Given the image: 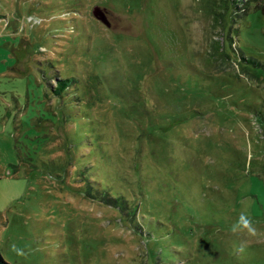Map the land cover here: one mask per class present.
<instances>
[{
  "label": "rangeland",
  "instance_id": "1",
  "mask_svg": "<svg viewBox=\"0 0 264 264\" xmlns=\"http://www.w3.org/2000/svg\"><path fill=\"white\" fill-rule=\"evenodd\" d=\"M0 252L264 264V0H0Z\"/></svg>",
  "mask_w": 264,
  "mask_h": 264
},
{
  "label": "trees",
  "instance_id": "2",
  "mask_svg": "<svg viewBox=\"0 0 264 264\" xmlns=\"http://www.w3.org/2000/svg\"><path fill=\"white\" fill-rule=\"evenodd\" d=\"M237 6V5H236ZM234 6V8H236ZM242 59L251 62L252 59H246L245 57L242 56ZM62 83L68 82V80H59ZM56 93L57 90H55ZM96 186L94 187L95 193H94V198L96 200H99L103 202L106 205L113 206L118 208L121 213L126 217V218H132L134 219V215H136L137 207L131 206L128 202V200H125L124 197H120L118 193H115L114 191L110 189H105L100 181H95ZM0 264H9L4 257L2 256L0 252Z\"/></svg>",
  "mask_w": 264,
  "mask_h": 264
},
{
  "label": "clouds",
  "instance_id": "3",
  "mask_svg": "<svg viewBox=\"0 0 264 264\" xmlns=\"http://www.w3.org/2000/svg\"><path fill=\"white\" fill-rule=\"evenodd\" d=\"M230 231L236 236H251L255 237L258 235V229L253 221V219L245 214H241L235 223L230 227ZM248 241L242 240L239 251L243 252L247 247ZM11 250L19 257H26V252L22 248H18L15 244L11 246Z\"/></svg>",
  "mask_w": 264,
  "mask_h": 264
},
{
  "label": "water",
  "instance_id": "4",
  "mask_svg": "<svg viewBox=\"0 0 264 264\" xmlns=\"http://www.w3.org/2000/svg\"><path fill=\"white\" fill-rule=\"evenodd\" d=\"M94 15L99 18L102 22H104L105 24L109 25V21L105 15V13L99 8L96 7L93 11Z\"/></svg>",
  "mask_w": 264,
  "mask_h": 264
}]
</instances>
